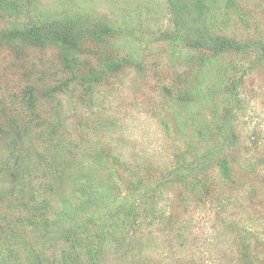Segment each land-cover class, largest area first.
Wrapping results in <instances>:
<instances>
[{
	"label": "rangeland",
	"instance_id": "1",
	"mask_svg": "<svg viewBox=\"0 0 264 264\" xmlns=\"http://www.w3.org/2000/svg\"><path fill=\"white\" fill-rule=\"evenodd\" d=\"M15 1L0 30L103 17L142 65L0 47V264H264V0Z\"/></svg>",
	"mask_w": 264,
	"mask_h": 264
},
{
	"label": "trees",
	"instance_id": "2",
	"mask_svg": "<svg viewBox=\"0 0 264 264\" xmlns=\"http://www.w3.org/2000/svg\"><path fill=\"white\" fill-rule=\"evenodd\" d=\"M15 0H0V15L11 12L17 6ZM15 10V9H14ZM177 15L185 17L177 12ZM93 19V18H92ZM94 20V19H93ZM92 22L85 14H64L54 18L38 21L28 26H12L0 30V47L6 46L13 52H18L17 44L44 47L54 45L59 48V59L65 71L70 75L64 83L77 82L86 90L90 85L101 82L108 74L116 72L127 64L136 67L142 65L137 54L132 53L120 44L118 28L103 17ZM212 36V35H210ZM216 50L224 51L229 48H241L244 44L215 35ZM92 45L90 46L89 43ZM88 43V44H87ZM196 47H199L195 43ZM126 50V53L124 52ZM264 50V47H263ZM123 52V53H122ZM189 87V90L187 87ZM61 90L54 87V90ZM181 97L194 92L195 87L186 81L177 89ZM186 97V96H185ZM32 91L29 92V102H34ZM227 177H230L229 168L224 165ZM241 264H253L245 252L240 256ZM246 260L249 262L247 263Z\"/></svg>",
	"mask_w": 264,
	"mask_h": 264
}]
</instances>
